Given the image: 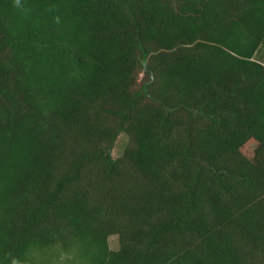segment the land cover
<instances>
[{
  "label": "trees",
  "instance_id": "obj_1",
  "mask_svg": "<svg viewBox=\"0 0 264 264\" xmlns=\"http://www.w3.org/2000/svg\"><path fill=\"white\" fill-rule=\"evenodd\" d=\"M0 264H264V0H0Z\"/></svg>",
  "mask_w": 264,
  "mask_h": 264
},
{
  "label": "rangeland",
  "instance_id": "obj_2",
  "mask_svg": "<svg viewBox=\"0 0 264 264\" xmlns=\"http://www.w3.org/2000/svg\"><path fill=\"white\" fill-rule=\"evenodd\" d=\"M125 144H126V136L120 135L114 143L113 149L111 151L112 156L118 157L122 153ZM108 242H109V247L111 249H116L118 247L116 236L114 235L109 236Z\"/></svg>",
  "mask_w": 264,
  "mask_h": 264
}]
</instances>
